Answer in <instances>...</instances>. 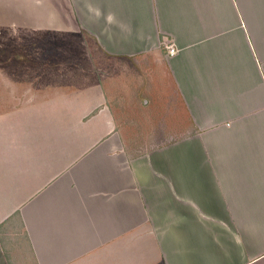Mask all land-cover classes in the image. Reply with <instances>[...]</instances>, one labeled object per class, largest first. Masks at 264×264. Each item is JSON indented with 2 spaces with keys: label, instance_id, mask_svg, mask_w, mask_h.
Here are the masks:
<instances>
[{
  "label": "crops",
  "instance_id": "obj_1",
  "mask_svg": "<svg viewBox=\"0 0 264 264\" xmlns=\"http://www.w3.org/2000/svg\"><path fill=\"white\" fill-rule=\"evenodd\" d=\"M48 9L0 39V264H264V0Z\"/></svg>",
  "mask_w": 264,
  "mask_h": 264
},
{
  "label": "rangeland",
  "instance_id": "obj_2",
  "mask_svg": "<svg viewBox=\"0 0 264 264\" xmlns=\"http://www.w3.org/2000/svg\"><path fill=\"white\" fill-rule=\"evenodd\" d=\"M62 0H0V39L5 41L8 49L13 48L14 52L22 51V48H18L17 41L21 40L19 37H35V32L46 30L48 21L52 20L50 12H48L49 4L53 5L54 2L59 3ZM92 42V41H91ZM44 45H48L44 43ZM36 46V45H35ZM38 46L43 47L40 43ZM0 49L6 51L5 44L0 43ZM90 51H95L94 47H87ZM13 56L11 55V58ZM10 61V60H9ZM112 71V70H111ZM144 78H148L147 75ZM145 82L143 81L142 84ZM124 109L127 110L126 106ZM147 125V124H146ZM149 128L145 134L146 138L140 139L137 137L129 138V146H135L137 148L158 145L171 140L168 137L167 126L160 123L148 124ZM163 128L162 139L154 138Z\"/></svg>",
  "mask_w": 264,
  "mask_h": 264
},
{
  "label": "built area",
  "instance_id": "obj_3",
  "mask_svg": "<svg viewBox=\"0 0 264 264\" xmlns=\"http://www.w3.org/2000/svg\"><path fill=\"white\" fill-rule=\"evenodd\" d=\"M166 47H167V49H168V53H169L170 55H173V54L176 52V47H175V45H173V44H171V43H168Z\"/></svg>",
  "mask_w": 264,
  "mask_h": 264
},
{
  "label": "clouds",
  "instance_id": "obj_4",
  "mask_svg": "<svg viewBox=\"0 0 264 264\" xmlns=\"http://www.w3.org/2000/svg\"><path fill=\"white\" fill-rule=\"evenodd\" d=\"M109 19H111V17H109Z\"/></svg>",
  "mask_w": 264,
  "mask_h": 264
}]
</instances>
